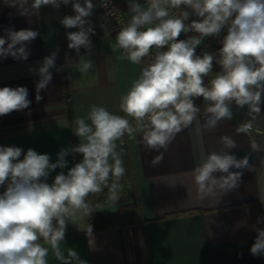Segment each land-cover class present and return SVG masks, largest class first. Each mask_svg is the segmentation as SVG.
Returning <instances> with one entry per match:
<instances>
[{
  "label": "clouds",
  "instance_id": "9594fccd",
  "mask_svg": "<svg viewBox=\"0 0 264 264\" xmlns=\"http://www.w3.org/2000/svg\"><path fill=\"white\" fill-rule=\"evenodd\" d=\"M109 3L103 0L102 6L107 8ZM68 5L74 14L63 16L59 23L69 30L67 48L77 55L76 70L86 76L93 68L95 28L89 18L96 5L92 0H31L30 4L18 0L23 16L38 14L44 6L58 10ZM128 11L130 19L116 34L112 50H122L119 59L132 64H141L155 52L120 98L124 115L92 105L74 121L73 134L80 142L61 148L55 162L48 153L33 148L0 146V187H4L0 193V264H49L50 252L60 264H87L73 248L65 254L61 243H65L69 223L90 219L93 212L104 209L88 199L90 194L107 189L109 205L120 200L126 135L135 140L140 134L148 150H166L177 134L197 120L201 109L196 100L200 98L206 102L204 128L211 131L222 120H231L235 105L246 107L251 117L237 131L251 133L253 114L260 113L264 104V0H129ZM182 34L186 38L180 39ZM39 35L31 28L4 29L0 59L28 60V45ZM210 37L218 39V50L202 49L198 54V47ZM58 54L59 47L29 69L38 76L34 81L37 102L53 79L52 69L63 70V65L56 64ZM214 64L220 71L206 83ZM28 97L26 86L0 87V117L28 109ZM221 144V151L202 154L190 172L200 200L220 199L240 186V170L252 171L247 155L237 158L231 153L237 147L235 140L222 136ZM251 148L259 151L260 145L253 141ZM73 154L82 159L68 167L67 157ZM162 160L160 152L152 163ZM57 169L61 171L49 183ZM257 223L264 224V216ZM254 230L257 235L250 253L264 256V228ZM88 233H92L91 225Z\"/></svg>",
  "mask_w": 264,
  "mask_h": 264
},
{
  "label": "crops",
  "instance_id": "0c3cea01",
  "mask_svg": "<svg viewBox=\"0 0 264 264\" xmlns=\"http://www.w3.org/2000/svg\"><path fill=\"white\" fill-rule=\"evenodd\" d=\"M115 1L130 17L129 0ZM92 2L96 8L89 19L99 36L93 42L90 57L93 68L86 76H81L75 67L77 55L67 48L65 33L69 30L59 23L65 14H74L71 5L58 10L44 6L38 14L30 12L23 16L19 14L18 0H0V36L8 27L31 28L40 33L28 45V60L0 59V87L26 86L31 100L28 109L0 117V146L15 145L25 151L33 148L39 153H48L55 162L61 148L80 142L73 134L74 121L85 116L92 105L124 115L119 106L120 98L138 78L144 60L141 64H132L119 59L122 50L113 51L111 47L118 33L113 20L100 9L96 0ZM14 4L17 6L12 7ZM206 41L216 49L220 47L217 38L210 37ZM57 47L56 64L63 65V70L52 69L53 79L47 89L41 91L43 99L37 102L34 81L38 76L29 69L37 67ZM201 50L202 47H198L197 53ZM81 54H84L83 49ZM218 71L219 66L214 64L205 82ZM196 104L201 109L197 120L177 134L166 150H148L140 134L135 140L127 135L123 138L133 184L132 199L130 203L118 201L109 205L107 201L99 203L100 193L90 194L88 199L103 205L104 209L95 211L89 222L83 218L76 224H68L65 243H61L65 254L68 248H73L87 264H264V256L250 253L257 235L254 229L264 228V224L257 223V218L264 216V104L254 121L256 129L250 134L237 131L242 123L241 109L233 106V118L222 120L210 131L203 127L206 102L200 98ZM222 136L235 140L237 147L231 149V153L237 158L247 155L252 171L240 170L243 172L240 186L220 199L200 200L190 172L200 162L202 154L222 150ZM253 141L260 145L259 151L252 150ZM160 152L163 160L153 164ZM67 159L71 167L82 156L73 154ZM59 171L50 174L49 183ZM3 191L4 187H0V193ZM122 221L131 223L99 229ZM47 259L49 264H60L51 252Z\"/></svg>",
  "mask_w": 264,
  "mask_h": 264
},
{
  "label": "built area",
  "instance_id": "2783aa9c",
  "mask_svg": "<svg viewBox=\"0 0 264 264\" xmlns=\"http://www.w3.org/2000/svg\"><path fill=\"white\" fill-rule=\"evenodd\" d=\"M99 4V7L102 11H104L108 17L110 19L113 20V24H114V27L115 29L119 32V30L123 27V26H126L127 24V21L130 19V17L126 16L124 14V12L121 10V8L117 5L116 1L115 0H110V3H109V6L107 8L103 7L102 6V3H103V0H96ZM144 2V0H143ZM65 15H68V14H65ZM64 15V16H65ZM95 28V35H93L91 38H92V41L94 42V40L99 36V32H98V29L94 26ZM181 37L184 39L186 38L183 34L181 35ZM202 49L204 50H207L209 52H215L217 51L218 49H216L214 46L211 45L210 42L208 41H205V43L203 45H201ZM154 50L152 52V54H150L149 57H146L144 58V62H143V67L146 66L148 63L151 62V59L153 58L154 56ZM235 106V105H233ZM258 114H253L255 116V119L252 120V124H253V128L252 130H255L256 127L254 125V121L258 118ZM241 116H242V123L245 122L246 120H250L251 117L247 115V108L245 107L244 109H241Z\"/></svg>",
  "mask_w": 264,
  "mask_h": 264
},
{
  "label": "trees",
  "instance_id": "16d2710c",
  "mask_svg": "<svg viewBox=\"0 0 264 264\" xmlns=\"http://www.w3.org/2000/svg\"><path fill=\"white\" fill-rule=\"evenodd\" d=\"M119 143V142H118ZM122 148L124 149V151L126 152V155H124L123 157V162H124V167L126 169V173L125 176L122 179V184H123V191L121 193V198L119 201H124V202H129L132 199V195H133V184H132V178H131V172H130V165H129V157H128V151H127V147L125 144L122 145ZM101 196V201L99 203L105 202L107 201V195H108V190L105 189L102 193L99 194ZM99 203H93V204H99ZM94 213H92L90 219L86 217V220L89 222V220H91L94 217ZM131 223L130 221H122V222H117V223H109V224H105L103 226H101L99 229H105V228H109V227H113V226H118V225H124V224H128Z\"/></svg>",
  "mask_w": 264,
  "mask_h": 264
}]
</instances>
